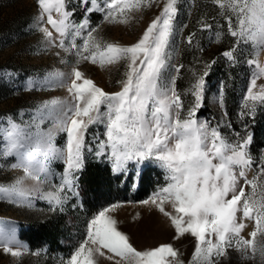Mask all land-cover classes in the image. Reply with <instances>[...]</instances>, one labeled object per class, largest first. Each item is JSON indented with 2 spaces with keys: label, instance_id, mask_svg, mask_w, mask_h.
Returning a JSON list of instances; mask_svg holds the SVG:
<instances>
[{
  "label": "snow or ice",
  "instance_id": "1",
  "mask_svg": "<svg viewBox=\"0 0 264 264\" xmlns=\"http://www.w3.org/2000/svg\"><path fill=\"white\" fill-rule=\"evenodd\" d=\"M36 2L39 8L36 26L44 34L46 47L55 45L66 52L75 49L76 59L69 72L56 70L43 77H29L25 89L63 87L70 99L45 100L30 115L25 116L24 109H20L0 120V155L13 157L15 162L10 167L23 173L7 184H0V196L30 205L28 198L38 194L52 205H63L67 199L64 190L77 191L75 181L84 167V150L91 149L86 140L89 126L102 125V132L93 133L98 143L95 154L107 158L114 172L127 171L130 162L139 166L145 161L166 169L169 182L140 203L151 201L169 218L175 230L173 239L184 234L195 238L189 264H217L214 257L227 256L229 247H235L245 257L250 248L253 257L258 253L264 259V182L257 194V177L250 179L247 174L253 164L250 151L253 135L249 132L232 142L218 126L195 118L204 98L205 77L214 61L205 62L203 74L194 79L191 87L194 102L185 114L176 87V74L183 65L172 63L176 36L182 29L177 24V0H165L160 13L151 19L139 39L128 45L104 41L97 35L100 23L93 26L90 14L102 13L101 23L121 17L127 21L125 9L139 11L151 6L152 0H81L84 15L79 22L71 19L75 9H69L66 0ZM215 3L225 12L229 34L235 38L236 46L250 44L258 56L264 50V0H215ZM53 12L57 14L55 18ZM229 13L235 15V26ZM45 16L59 34L58 45L52 32L44 27ZM201 26L211 28L207 23ZM69 37L72 43L66 44ZM76 37H82L83 42L75 43ZM220 38L217 33L216 39ZM187 40L191 43L193 34ZM223 55L236 62L233 49L225 50ZM82 60L101 68L123 62L125 72L117 81L119 90L109 92L98 86L79 67ZM248 63L255 64L256 71L244 99L252 101L248 105L249 114H254L255 101L264 103V84L256 85L257 79L264 77V64L252 58ZM8 75L11 78L12 73ZM254 87L259 91H254ZM46 123L48 127L44 126ZM59 131L66 133L63 147L53 142ZM52 159H62L64 170L55 190H46L45 182L54 183ZM259 174H264V155L260 157ZM29 180L34 183L29 185ZM244 185H251V192L246 194ZM165 203L175 211H169ZM107 212L108 208H103L89 220L87 238L73 251L68 264H95L96 253L110 260L115 258L102 249L115 253L126 264H185L172 243L138 250ZM243 218L255 220L252 239L241 235L245 227ZM258 232L260 240L255 239ZM0 247L5 253L21 255L22 246L12 227L0 228Z\"/></svg>",
  "mask_w": 264,
  "mask_h": 264
},
{
  "label": "rangeland",
  "instance_id": "2",
  "mask_svg": "<svg viewBox=\"0 0 264 264\" xmlns=\"http://www.w3.org/2000/svg\"><path fill=\"white\" fill-rule=\"evenodd\" d=\"M164 2L165 0H152L151 6H146L139 11L125 9V13L128 14L127 21L121 17L113 22L101 23L102 13L94 11L90 14L91 22L93 26L100 23L97 35L104 41L128 45L139 39L151 19L160 13ZM66 3L69 9H75L71 19L79 22L84 15L81 0H66ZM177 8L179 10L177 24L182 25V29L176 36L172 63L177 64L183 44L189 43L187 37L190 33L193 34L191 43H194L198 51L195 55V65L188 69L184 83L185 89L181 94L185 114L194 102V97L191 94L194 79L203 74L205 62L214 61L208 68V74L205 77L204 98L195 113V118L201 122L206 121L209 126H218L224 136L232 142L245 137L249 132L253 133L252 129H257L261 142L253 150L250 149L252 156H255H253V164L247 174L250 179L253 176L257 177L256 193L259 194L260 184L264 182L262 180L264 174L257 175L260 157L264 155V103H261L260 100L255 101V112L249 114L248 105L252 101L246 102L244 98L247 95L251 76L256 71L255 64L250 65L248 60L250 58L258 59L261 64H264V50L259 51V55L256 56L250 44L241 43L236 46L235 38L229 34V21L225 17V12L217 6L215 0H177ZM38 11L36 0H0V120H3L7 113L17 114L20 109H24L25 116L30 115L32 110L45 100L59 98L65 101L70 99L67 89L63 87L44 88L43 90L39 88L25 89L29 77H43L47 72L56 70L69 72L76 59L75 49L66 52L63 48L55 45L46 47L44 34L36 26ZM229 14L233 16L232 24L235 26V15ZM56 15L53 12L54 18ZM117 15L119 16V13ZM202 23L210 24L211 28H203ZM44 27L52 32L58 45L59 34L46 22V16ZM217 33L221 34L219 40L216 39ZM82 42V37L75 38V43L81 44ZM65 43H72V38H67ZM228 49L234 50L236 62L223 55L224 51ZM79 67L98 86L109 92L119 90L120 85L117 81L123 78L125 72L123 62L114 65L106 64L104 68H101L99 64L82 60ZM9 73H12L11 78H9ZM260 84H264V77L257 79L256 85ZM253 90L259 91V88L254 87ZM204 99L209 107L208 114L205 112L207 108L204 105ZM229 106L237 129L231 126V122L227 118V107ZM44 126L48 127V124L46 123ZM97 131L102 132L103 126L95 124L89 126L86 140L87 144L91 145V149L86 147L84 150V167L88 162H98L105 164L110 169L114 185L112 189L114 197H111L113 199L105 201L103 206L85 214V206L81 202L83 198L80 195L82 186L77 181H75L76 192L69 193L67 189L64 190L67 199L63 205H52L48 200L41 199L38 194L28 198L31 201L30 205L15 203L0 196V228L12 227L16 239L22 246L19 256L5 253L0 247V264H44L47 259L38 258L37 252L30 250L28 244L19 239V232L25 229L27 224L44 222L54 213L65 214V235L59 241L67 249L63 253L53 254L48 264H68V258L73 251L82 240L87 238L86 229L89 220L106 207L108 208L106 215L116 220L118 230L128 236L130 243L135 248L146 250L163 243H172L179 250L185 264H189L195 248V238L190 234H184L178 239H173L175 230L169 218L165 217L151 201L140 203L169 182L166 178V169L157 163L145 161L139 166L130 162L127 171L114 172L111 162L107 158H101L95 154L98 143L93 139V133ZM103 138L101 137V139ZM53 142L57 146L63 147L66 143V133L57 132ZM13 162H15L13 157L0 155V184H7L23 174L22 170L10 167ZM50 167L55 173L54 183L45 182L43 187L46 190H55V185L61 182L60 174L64 170V161L52 159ZM80 172L77 173L78 176ZM117 177L119 180H116ZM27 183L31 185L34 182L29 180ZM244 187L246 194L251 192V185H244ZM112 204L116 206L108 207ZM165 207L169 211H175L168 203H165ZM243 222L245 227L242 229L241 235L246 239H252L250 233L256 228L255 220L243 218ZM261 238L258 232L255 239L260 240ZM87 247L88 245H86ZM102 251L115 258L110 260L107 256L96 253L95 264H126V261L116 256L115 253H110L107 249H102ZM226 251L227 256L221 254L218 258L214 257L217 264H264V259L258 253L254 257L251 255L250 248L247 257L242 256L235 247H229Z\"/></svg>",
  "mask_w": 264,
  "mask_h": 264
},
{
  "label": "trees",
  "instance_id": "3",
  "mask_svg": "<svg viewBox=\"0 0 264 264\" xmlns=\"http://www.w3.org/2000/svg\"><path fill=\"white\" fill-rule=\"evenodd\" d=\"M197 52L194 43H184L180 50L177 64H182L183 67L177 74L176 80V87L180 91V94L185 89L184 83L189 67L195 65V55ZM204 102L207 108L205 112L208 114L209 107L206 99H204ZM227 118L231 122V126L237 129L236 123L232 119L230 106L227 107ZM252 130L253 140L250 146L251 150L261 142L257 134V129ZM116 180H119V177ZM112 181L110 169L105 164L88 162L85 165L77 180L78 184L82 186L80 188V195L83 198L81 202L85 206V214L103 206L105 201L113 199L111 198L114 197V193L112 192L114 185ZM65 218V214L63 213H54L44 222L27 224V227L19 232V239L26 242L30 250H35L38 258H46L45 263L48 264L53 254L57 252L63 253L67 249L59 241L65 235Z\"/></svg>",
  "mask_w": 264,
  "mask_h": 264
}]
</instances>
